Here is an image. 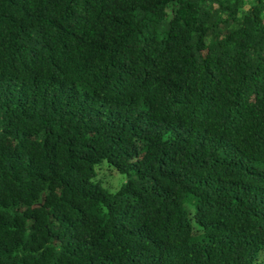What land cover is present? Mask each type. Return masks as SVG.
Here are the masks:
<instances>
[{
  "label": "trees",
  "instance_id": "16d2710c",
  "mask_svg": "<svg viewBox=\"0 0 264 264\" xmlns=\"http://www.w3.org/2000/svg\"><path fill=\"white\" fill-rule=\"evenodd\" d=\"M0 264H264V0H0Z\"/></svg>",
  "mask_w": 264,
  "mask_h": 264
},
{
  "label": "rangeland",
  "instance_id": "374dc122",
  "mask_svg": "<svg viewBox=\"0 0 264 264\" xmlns=\"http://www.w3.org/2000/svg\"><path fill=\"white\" fill-rule=\"evenodd\" d=\"M99 182L108 190L116 189L124 180L125 176L109 168L104 162L100 165V170L97 173Z\"/></svg>",
  "mask_w": 264,
  "mask_h": 264
}]
</instances>
